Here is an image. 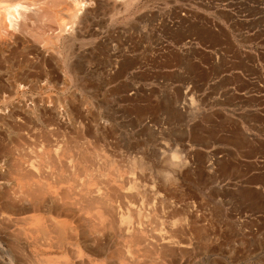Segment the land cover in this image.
<instances>
[{
  "label": "rangeland",
  "instance_id": "rangeland-1",
  "mask_svg": "<svg viewBox=\"0 0 264 264\" xmlns=\"http://www.w3.org/2000/svg\"><path fill=\"white\" fill-rule=\"evenodd\" d=\"M91 2L87 99L27 93L28 108L59 107L57 119L0 103L18 112L0 119L3 255L19 258L22 245L56 264H264V0ZM19 158L63 183L44 198L59 209L25 204L18 223H3V204L19 189ZM87 181L115 186L116 221L129 214L150 238L176 246L146 255L121 225L102 224L97 209L85 213L75 184ZM50 218L71 225L77 240L65 243L67 255L36 229Z\"/></svg>",
  "mask_w": 264,
  "mask_h": 264
},
{
  "label": "bare ground",
  "instance_id": "bare-ground-1",
  "mask_svg": "<svg viewBox=\"0 0 264 264\" xmlns=\"http://www.w3.org/2000/svg\"><path fill=\"white\" fill-rule=\"evenodd\" d=\"M92 5L91 0H0V103L8 104L20 101L25 104V108H20V111L23 113L38 116H53L57 119L65 114L59 107H55L56 109L52 110L47 108L49 111L35 106L28 108L25 100L29 96L27 93L31 90H40V92L42 91V93L46 94V98L44 99H62L66 103L87 99L89 82L83 66L88 63L89 19L92 14ZM78 41H80L79 45L77 44ZM59 75L64 76L62 82L59 79ZM74 75H81L82 84L80 90L73 88ZM16 113L18 112L14 109H2L0 110V119L4 116H13ZM86 150L81 155L79 154L80 157H77L83 164L89 161V157L87 156L88 151L86 152ZM21 155L23 156V154ZM176 157V154H174L173 158ZM21 158L15 162L16 166L14 164L16 172L12 171L17 177L16 180L19 181V189L14 193L16 195L12 198L10 197V202L6 201L3 204V208L7 211H2L4 213L3 215L1 214L3 223H14V221L18 223L19 220L15 218V215L20 214L18 212L19 207L25 204V208L33 211H41L43 207H48L51 211L59 209L57 206L52 205V201L50 205H45L44 198L46 195L56 194L63 183L57 181V179L49 182L51 179L47 178L49 174H44L42 169H40L41 167L35 164L27 165ZM63 180L66 184L70 178L68 181L65 178ZM75 185L77 186H75L77 188L75 190H77L76 193L79 197H77V200L74 197L75 203L80 204L79 206H82L83 211L86 210L85 213L87 210L97 209L100 214L96 212V215L99 214L103 218V220L101 219L102 222H100L111 229L116 224L121 225L123 233L130 244H134L136 247L141 246L145 251H149V253L156 249L166 253L176 246L175 242L167 237L160 239L155 237L150 238L143 232V228L140 225H136L131 221L129 214L119 215V222L118 220L116 221L114 219L116 213H114V205H112V198L110 197L112 193H116L114 185L109 186L108 189L105 188L106 190L104 191L99 187L91 186L92 184L88 181ZM71 203L74 205L73 201ZM50 219L49 221L47 220L48 225H45V222L39 224L38 220L39 226L36 229L39 230L40 234L45 235L42 238L44 237L43 239L48 240H44L47 246H51L49 239L52 237L51 239L54 240L52 246L58 245L59 248L58 246L57 248L61 252H65V243L76 239L73 237L74 233L72 232L71 225L67 223L68 221ZM22 233L25 235L24 230ZM48 235L51 237L49 238ZM26 237L28 240L31 236ZM32 240L35 244L38 242L36 239ZM77 244L79 245V243ZM2 249H0V264H56L53 261L43 262L42 258L36 255L33 256L31 252L30 256L27 255V250L22 245H18L16 248L21 258L10 256V254L5 257ZM81 251V249H78L76 252L81 256ZM67 254H69L68 251H66ZM150 254L146 253V255ZM62 264L69 263L64 261ZM134 264H139V262L134 260Z\"/></svg>",
  "mask_w": 264,
  "mask_h": 264
}]
</instances>
